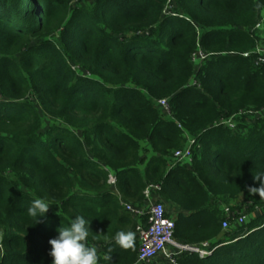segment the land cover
Returning <instances> with one entry per match:
<instances>
[{"label": "trees", "instance_id": "1", "mask_svg": "<svg viewBox=\"0 0 264 264\" xmlns=\"http://www.w3.org/2000/svg\"><path fill=\"white\" fill-rule=\"evenodd\" d=\"M263 18L264 0H0V264H52L49 240L77 216L98 264H138L137 236L128 250L113 238L146 223L121 201L145 206L152 184L176 240L213 241L179 264H264V213L223 230L218 209L264 208L248 191L264 175V115L219 124L264 108ZM189 139L191 161L171 165ZM38 198L52 208L36 224Z\"/></svg>", "mask_w": 264, "mask_h": 264}, {"label": "built area", "instance_id": "2", "mask_svg": "<svg viewBox=\"0 0 264 264\" xmlns=\"http://www.w3.org/2000/svg\"><path fill=\"white\" fill-rule=\"evenodd\" d=\"M264 20V18H263ZM252 53L257 54L256 64L264 65V49L261 46H256ZM250 52H244L243 55L248 56ZM205 54L198 48L192 55V60L195 64L205 60ZM157 104L161 107L166 117L170 116L169 105L166 99H160ZM253 115L261 117L264 115V108L261 110H240L233 114L231 117L220 120L219 124L226 125L233 129L237 125V121L244 116ZM194 143L193 139H189L188 145L184 149H177L173 153V161H191V147ZM116 178L113 174H109L108 182L115 184ZM158 184H152L146 187L143 194L145 197V206L139 208L134 207L132 204L121 201V204L126 210L132 212L138 217H147L146 223H138L135 227V234L137 236L139 246L137 250V263L138 264H179L177 257L183 253H197L199 256L204 257L212 253L213 248L209 246L207 241L199 244H189L179 242L174 238L175 220L173 217L166 216V207L164 203L158 200V197H153L152 191L159 190ZM224 209V220L221 222L223 230L229 229L232 224H243L246 220L244 215L237 211Z\"/></svg>", "mask_w": 264, "mask_h": 264}, {"label": "clouds", "instance_id": "3", "mask_svg": "<svg viewBox=\"0 0 264 264\" xmlns=\"http://www.w3.org/2000/svg\"><path fill=\"white\" fill-rule=\"evenodd\" d=\"M254 179L260 181V187H249L248 191L253 195L258 193L260 199H264V175H256ZM49 208L50 203L46 199L38 198L33 200L27 214L35 218L37 224L41 222L37 218L46 217ZM89 225L83 216H77L71 220L68 227L61 226L57 229L58 236L49 240L52 264H98L100 257L97 248L87 243L90 235ZM135 238L136 234L133 231L121 230L115 234L113 240L118 247L128 250L134 247ZM113 251L114 249L109 248V254L103 259L110 261V253Z\"/></svg>", "mask_w": 264, "mask_h": 264}, {"label": "rangeland", "instance_id": "4", "mask_svg": "<svg viewBox=\"0 0 264 264\" xmlns=\"http://www.w3.org/2000/svg\"><path fill=\"white\" fill-rule=\"evenodd\" d=\"M263 23H264L263 21L260 22V25H263ZM260 32L262 33V31H260ZM258 44H259L258 46H260V43H258ZM253 119H254V116L253 115H249L248 117H246L243 120V122L244 121L245 122H250ZM240 200H232V199H229V198H225V199L220 198V202H219V205H218V209L220 210V212L222 214L225 213L224 212V209L225 208H228L227 210H230V212L237 211V212L241 213L242 215H244V217H245L244 220H249L251 218H254V217L259 216L262 213H264V208L257 207V206H254V207L251 206L249 209H247V211H244V208L243 207L240 208V205H241ZM51 208H52V206H50V209ZM207 243L209 244V246L211 248H214L213 241H207Z\"/></svg>", "mask_w": 264, "mask_h": 264}, {"label": "water", "instance_id": "5", "mask_svg": "<svg viewBox=\"0 0 264 264\" xmlns=\"http://www.w3.org/2000/svg\"><path fill=\"white\" fill-rule=\"evenodd\" d=\"M2 233H3V230L1 229V231H0V241L2 239Z\"/></svg>", "mask_w": 264, "mask_h": 264}, {"label": "crops", "instance_id": "6", "mask_svg": "<svg viewBox=\"0 0 264 264\" xmlns=\"http://www.w3.org/2000/svg\"><path fill=\"white\" fill-rule=\"evenodd\" d=\"M172 214H173V216H175V215H177V212L174 210V212H172Z\"/></svg>", "mask_w": 264, "mask_h": 264}]
</instances>
